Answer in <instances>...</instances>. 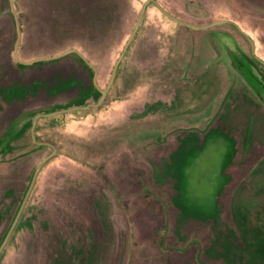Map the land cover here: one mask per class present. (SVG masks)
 Here are the masks:
<instances>
[{
	"label": "flooded vegetation",
	"instance_id": "flooded-vegetation-1",
	"mask_svg": "<svg viewBox=\"0 0 264 264\" xmlns=\"http://www.w3.org/2000/svg\"><path fill=\"white\" fill-rule=\"evenodd\" d=\"M20 2L0 0V264H259L264 189L234 183L264 174V57L229 0ZM177 27L218 28L229 83L200 127L178 121L199 84L165 73Z\"/></svg>",
	"mask_w": 264,
	"mask_h": 264
},
{
	"label": "rangeland",
	"instance_id": "rangeland-1",
	"mask_svg": "<svg viewBox=\"0 0 264 264\" xmlns=\"http://www.w3.org/2000/svg\"><path fill=\"white\" fill-rule=\"evenodd\" d=\"M15 1L20 15L25 16V8L22 6L20 0ZM170 2L186 3V8L194 6L201 8V10L203 9L201 6L203 0H201V2L196 0V2L192 4L190 3L191 1L184 2V0H170ZM229 2V4L225 5L223 12L232 15L238 26L252 35L256 43L257 52L264 57V3H254L252 0H229ZM131 7L134 13L136 5L132 3ZM216 28L217 27H214L206 31L196 30L193 33H188L184 28L177 27L171 39H169L171 47L169 56L167 57L168 66L165 73L179 75L181 78L180 86L183 80H185V83L191 85L195 83L199 84L198 89L191 90L188 93V98L190 97V108L181 110L182 115H180V110H178V121L181 116L183 120L186 121L184 123L185 127H200L204 125L211 118L214 109H216L217 101L220 98L219 95L226 92L228 88L229 81L226 79L227 74L225 70L220 66L216 67V65H214L215 56L211 45L212 41L217 38ZM116 49L118 48L114 47V55L117 51ZM197 91L202 92L203 98L201 99L203 100L201 105H198ZM142 129L139 128V133L144 132ZM114 139L107 140L105 142L106 145L108 146L115 142V144H121L122 141L120 139ZM124 147H126L125 144ZM60 149V154L62 156L69 155L74 157L75 160H80L81 158L75 151L69 150L64 146L60 145ZM102 154H91L89 155V160L96 162L103 158L104 155ZM261 172L260 169L250 174L245 170L241 171V173H239V179L234 183H237L236 189H239V194L240 191L246 192L247 194H245L247 197H250L255 196L259 185L264 189V174L262 173L263 175H261ZM196 190L198 193H202L201 188H197ZM261 194L264 198V190ZM228 197H230V194L224 197V203L228 204L231 209L232 206ZM259 200L261 199L259 198ZM232 220L231 218V221ZM237 241L241 245L242 240L237 239ZM159 248H161L160 245ZM12 256H14V254L8 251L1 264H9L10 257ZM126 257L127 253L117 248V251H114L111 255V264H126ZM255 258L256 257L251 254L249 256L250 262L254 263Z\"/></svg>",
	"mask_w": 264,
	"mask_h": 264
},
{
	"label": "trees",
	"instance_id": "trees-1",
	"mask_svg": "<svg viewBox=\"0 0 264 264\" xmlns=\"http://www.w3.org/2000/svg\"><path fill=\"white\" fill-rule=\"evenodd\" d=\"M261 253H262V256H261V258H260V262H259V264H260V263L264 264V252L262 251Z\"/></svg>",
	"mask_w": 264,
	"mask_h": 264
},
{
	"label": "crops",
	"instance_id": "crops-1",
	"mask_svg": "<svg viewBox=\"0 0 264 264\" xmlns=\"http://www.w3.org/2000/svg\"><path fill=\"white\" fill-rule=\"evenodd\" d=\"M264 1V0H263Z\"/></svg>",
	"mask_w": 264,
	"mask_h": 264
}]
</instances>
